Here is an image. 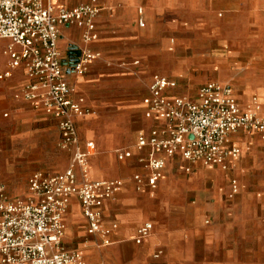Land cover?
<instances>
[{
	"label": "built area",
	"instance_id": "2783aa9c",
	"mask_svg": "<svg viewBox=\"0 0 264 264\" xmlns=\"http://www.w3.org/2000/svg\"><path fill=\"white\" fill-rule=\"evenodd\" d=\"M102 10L99 0L57 11L53 0H0V41L8 42L0 46V81H7L16 69L24 67L28 81L14 98L56 119L59 147L70 154L64 171L32 173L25 197H10L6 186L0 184V264H86L83 251L68 248L64 242L65 216L72 198L79 201L87 233L98 239V246L113 242L118 224L105 223L102 207L123 190L125 180L92 178L90 159L97 146L86 141L82 147L77 119L93 116L96 111L72 97L74 89L67 78L68 73L84 75L92 62L104 58L102 52L91 48L100 35L97 19ZM138 14L139 25L145 27L142 7ZM70 24L81 28L83 45L75 49L74 58L63 59L59 38L62 27ZM3 55L5 59H1ZM178 86L179 81L168 76L152 77L149 95L143 101L146 116L154 124L139 132L133 147L116 150L120 161L131 158L133 150H145L139 159L147 163L148 174L136 173L131 178L138 192L145 187L157 188L162 179L165 159L157 154L228 169L229 159L241 153L231 144L233 135L247 131L264 136V106L257 97L242 106L230 83L209 81L192 95L178 94ZM239 190L238 180L231 178L229 196L234 197ZM152 231L153 223L145 222L138 227L135 242L142 243ZM162 254L160 249L154 257Z\"/></svg>",
	"mask_w": 264,
	"mask_h": 264
},
{
	"label": "crops",
	"instance_id": "0c3cea01",
	"mask_svg": "<svg viewBox=\"0 0 264 264\" xmlns=\"http://www.w3.org/2000/svg\"><path fill=\"white\" fill-rule=\"evenodd\" d=\"M87 1L89 0H53V4L57 11L60 7H72ZM99 2L103 6L101 15L97 19L100 35L91 44V48L102 52L104 58L92 62L84 75L77 76L74 73L67 75L68 81L74 89L72 97L76 100L82 99L83 105L95 111L96 99L89 96L92 86H85L84 76L89 74L91 77L94 73L100 72V62L114 61L113 52L104 48L103 45H111L117 40L127 43L136 37L138 28H142L138 23L139 7L144 9L145 27H159L166 24L169 27H174L181 19L185 20V13L192 8L189 0H99ZM207 4L211 7H207ZM212 5L225 13L234 14L235 19L248 13L249 21L256 20L261 25L264 24V0H202L197 8L200 12H208L210 9L213 10ZM226 18L230 19V16ZM81 32V28L75 24L62 27L59 49L63 59L72 56L76 47L83 45ZM221 42L223 45L227 43L224 39ZM101 44L102 47H100ZM240 49H246L250 54L241 60L246 63L244 69L234 73L246 77L244 84L245 95H247L246 97L242 96L230 84L234 95L242 106L248 105L253 97H257L264 106V44L242 46ZM230 58L236 59L234 56H230ZM137 60L141 61V59H135L133 62ZM255 61L262 63L260 70L254 69ZM250 70L258 73L250 74ZM156 74L179 81L175 76L162 73L154 75ZM27 81L28 77L24 67L16 69L7 81H0V127L16 124L24 127V133H27L23 137L26 148L24 152H27L29 159L35 156L36 161L41 162L39 158L45 155L49 144L53 149L56 148V145L59 147L60 132L56 119L42 111L34 110L28 103L14 98V93ZM209 81L227 83L221 80ZM178 88L176 90L178 94L192 95L196 92L181 93ZM251 92L254 93L249 95ZM148 95L147 87L140 100L142 121L136 130L135 142L139 132L147 131L154 124V120L146 116L147 107L143 100ZM3 115L8 118H3ZM92 119H94L93 116L77 119L82 147H85L86 141H94L97 146L96 154L90 159L92 178L96 180L122 178L125 180L123 190L113 199L106 201L102 207L105 223H117L118 228L112 235V244L102 247L105 248L104 253L108 255V259L100 264H264V259H260L259 252H257L259 249L256 248V237L264 234V226L261 227L262 218L259 217L260 214L264 216V199L250 203L242 196H238L241 193L239 181V193L232 198L229 196L230 181L231 178L237 179L235 171L242 150L250 139L249 136H264L247 131H240L233 135L231 144L238 146L241 153L238 158L229 159L228 169H223L219 165L190 163L178 155L169 158L164 154H157V157L165 159L163 177L157 188L145 187L143 191L138 192L131 178L136 173L147 176V163L139 159L145 150L142 152L133 150L132 157L124 161H120L115 155V163L111 158L112 155L105 154L102 161L97 163L95 157L99 148L104 146L110 151L117 145V139L109 131L104 139L98 137L96 141L87 129ZM122 139L125 142L129 140ZM128 147L122 146L117 149ZM37 149H40L39 153L36 152ZM60 150L62 149L60 148ZM66 153L70 157V154ZM8 155L5 165L8 167V171H14L16 169L15 158L22 153L14 152ZM67 166L57 172L42 169L34 172L56 174L64 171ZM210 180H212L211 183L208 182ZM223 183H228V190L219 187ZM0 184L6 186L7 194L10 197H25L28 194V191L25 195L12 194L4 181L0 180ZM65 222L67 227L65 245L71 249L82 250L86 264H94L92 259L97 251L93 248L86 249L82 245L83 237L90 236L87 233V223L82 207L76 198L71 200ZM145 222L153 223V231L142 243L137 244L135 242L137 229ZM91 238L98 241L96 237ZM262 245L258 244L257 246L258 248L262 247L264 254V242ZM160 249L163 250V254L159 258H155L154 254Z\"/></svg>",
	"mask_w": 264,
	"mask_h": 264
},
{
	"label": "rangeland",
	"instance_id": "374dc122",
	"mask_svg": "<svg viewBox=\"0 0 264 264\" xmlns=\"http://www.w3.org/2000/svg\"><path fill=\"white\" fill-rule=\"evenodd\" d=\"M201 1L189 0L192 8L185 13V20L181 19L174 27L166 24L138 28L136 37L131 42L122 43L117 40L111 45H103L113 52L115 58L110 63L100 62V72L91 77L89 74L84 76L85 86H92L89 96L96 99L97 105L94 119L87 129L95 140L98 137L104 139L111 131L116 136L117 145L110 151L101 146L95 157L97 163L102 161L105 154L112 155L115 163L117 148L134 146L136 130L142 121L140 100L155 73L175 76L179 80L178 91L181 93H193L206 81L221 80L233 85L236 91L246 97V77L234 72L244 69L246 63L241 60L248 57L250 52L240 47L263 45L264 24L261 25L256 20L249 21L248 13L235 19L234 14L225 13L214 5L213 10L200 12L197 6H200ZM207 7L211 6L207 4ZM222 39L226 40L225 45L221 42ZM7 44L6 41H0L2 48ZM230 56L236 59L232 60ZM3 58L6 56L3 55L1 59ZM135 59H141L140 63L133 62ZM261 67L262 63L255 61L254 69L260 70ZM251 73L258 72L250 70ZM252 93L254 92L249 95ZM3 118L8 116L3 115ZM23 128L17 124L0 127V180L15 195L27 193L28 178L35 170L57 172L70 162L66 152H62L58 145L53 149L50 144L45 155L39 158L41 162L36 161L35 156L29 159L27 152H24L26 148L23 137L27 133H24ZM122 138L129 140L125 142ZM249 138L242 150L235 176L241 184L238 196L251 203L264 199V137L254 135ZM14 152L22 155L15 158L16 169L8 171L5 165L7 156ZM36 152L39 153L40 149ZM208 182L211 183L212 180ZM219 187L228 190V183L220 184ZM259 217L262 218L263 227L264 216L260 214ZM256 239V248L259 249L257 252L263 260L264 234ZM97 243L91 237L82 239V245L86 249L93 248L97 251L92 259L94 264L108 259V255L104 253L105 248L99 247ZM258 244L262 247L258 248Z\"/></svg>",
	"mask_w": 264,
	"mask_h": 264
},
{
	"label": "water",
	"instance_id": "95a60500",
	"mask_svg": "<svg viewBox=\"0 0 264 264\" xmlns=\"http://www.w3.org/2000/svg\"><path fill=\"white\" fill-rule=\"evenodd\" d=\"M76 48H77V47H76ZM70 57L74 58V56H73V55H72V56H70ZM72 58H71V59H72Z\"/></svg>",
	"mask_w": 264,
	"mask_h": 264
}]
</instances>
